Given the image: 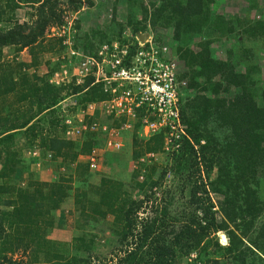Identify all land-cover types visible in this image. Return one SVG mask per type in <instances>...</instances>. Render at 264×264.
Segmentation results:
<instances>
[{
	"label": "trees",
	"instance_id": "trees-1",
	"mask_svg": "<svg viewBox=\"0 0 264 264\" xmlns=\"http://www.w3.org/2000/svg\"><path fill=\"white\" fill-rule=\"evenodd\" d=\"M60 1L0 0V62L8 56L4 49L14 57L27 50L30 59L29 63L18 62L14 69L0 68V102L7 96L14 99L8 110L0 108V264H17L8 256L26 251H30V264H91L93 238L86 241L77 236L70 249L48 238L54 226L51 215L71 191L83 221L81 230L90 220L112 218L120 255L114 264H180L192 256L191 264H264V220L256 225L264 203L252 192L243 191L251 185L258 187L264 177V88L256 81L253 66L235 68L230 52L220 59L215 48L219 40L212 38L217 35L228 41L237 28L248 38L264 37V22L257 20L244 28L239 19L228 20L212 12L214 0H157L147 4L142 0H112L111 19L105 29H92L82 37L74 35L72 49L80 55L73 56L69 65L87 58L100 63L98 51L103 46L111 60L114 42L117 51H128L123 63L130 65L139 52H149V45L138 46L139 34L167 29L172 31L171 40L163 42V37L156 36L151 43L167 48L163 60L181 71L179 81L187 83L186 91L198 94L182 106L179 123L184 134L172 138L170 144H166L171 132L167 127L147 138L142 136L143 120H155L144 108L137 110L130 130L122 128L124 118L107 116L92 132L96 115H85L86 130L74 140L65 138L66 126L57 110L60 104L75 98L70 109L81 115L87 106L107 101L111 93L104 82L96 83L94 76L81 85L72 78L69 83L55 85L53 74L61 71L50 67L49 62H45V75L29 73L40 67L45 54L59 55L65 50L64 39L47 38L45 34L52 27L66 25V11ZM66 2L71 14L82 12L88 17L96 13L91 9L92 1ZM84 9L90 11L83 13ZM20 10L27 20L19 19ZM137 15L140 18L135 19ZM85 22L75 20L72 30L78 32ZM126 32L131 35L123 37ZM63 62L69 61L64 58ZM107 70L105 66L103 71ZM221 93L224 98L219 97ZM228 94L232 95L226 98ZM45 120L51 130L44 129ZM111 132L121 144L130 137L128 161L122 147L121 152L105 151ZM21 139L23 146L16 148ZM22 150L27 151V158L21 155ZM36 150L41 154L35 156ZM93 151L104 152L110 164L124 168L132 164L129 181L103 176L97 184L89 182L87 157ZM158 155H167L171 163L161 166L149 157ZM45 158L63 167L67 177L62 175L47 183L31 174L32 165L44 164ZM168 174L180 186L166 191L163 205L157 204L149 216L139 218L143 202L134 199L132 193L143 195L145 202L153 200L154 190L161 189ZM18 180L24 184L20 186ZM212 196L222 198V203L215 206ZM183 198L186 201H181ZM230 225L234 229L229 230ZM219 233H224L227 245L220 244Z\"/></svg>",
	"mask_w": 264,
	"mask_h": 264
},
{
	"label": "rangeland",
	"instance_id": "rangeland-1",
	"mask_svg": "<svg viewBox=\"0 0 264 264\" xmlns=\"http://www.w3.org/2000/svg\"><path fill=\"white\" fill-rule=\"evenodd\" d=\"M84 3L87 1H92L94 6L91 8L92 10H96V13L93 12V14L86 16H82V12L77 14H71L67 12L69 9H67L68 5L66 0H61L60 7L62 10L66 11V22L68 28H65L66 30H56V32L53 29H49L46 31V37L47 38H62L64 36V39L67 40L69 43V46L73 44V38L74 35L79 34L81 37L84 35L85 32H91V30H97V29H105V27L109 24V21L111 19V3L112 0H81ZM125 3V0H123ZM145 4L148 2H156L157 0H142ZM120 3V2H119ZM253 6V7H252ZM254 6L256 8L254 9ZM86 8V7H84ZM251 9V11L249 10ZM122 9V8H120ZM212 12L217 13L219 15H223L226 19L232 20V19H239L240 25L245 28V26H248L249 24L254 23L257 20H261L264 22V0H214V3L211 6ZM254 9V10H252ZM88 9H84L85 13ZM91 10V11H92ZM90 11V10H88ZM17 15L19 19L27 20V17L25 16L24 10H20L17 12ZM140 18L139 15L135 16V19ZM83 20L86 19V22L82 28L77 32L73 31L75 28H72L74 25H71L72 22L75 20ZM120 22L123 24L125 23V19H123L120 16L119 19ZM100 28H97V27ZM93 27V28H89ZM54 28V27H53ZM147 28H150L149 25H147ZM240 28H237L236 34L231 37L228 41H225V39H219L217 35H212L213 39H218L215 48L217 50L218 57L221 58H227L228 52H230L233 63L235 64V68H247L248 66L256 69V74H254L256 81L259 83V85L264 88V37H257L256 39L248 38V36L240 35ZM49 31V32H48ZM127 31H130V28L127 29ZM65 33V34H64ZM240 33V34H239ZM145 34L149 35V37L156 38V36H161L164 38L163 42H167L171 40L172 37V31L167 29H160L156 28L154 31L151 29L148 30ZM240 36H239V35ZM238 35V36H237ZM237 36V37H236ZM242 36V37H241ZM241 40V41H239ZM168 44V43H164ZM165 45V46H166ZM173 43L171 44V46ZM170 46V45H167ZM175 46V45H173ZM250 51L251 53H244ZM74 52L71 48L68 49L67 46H65V50L59 53H53V54H45L41 60L43 62L40 67L37 70L31 69L29 71L30 74H37L38 76L45 75L48 70L45 62H49L50 67L53 68H59L60 72H56L53 74V80L52 82L55 85H60L62 83H69L72 79L75 80L76 85H81L84 82L83 77L80 75V72H78V62L75 61V64H70L73 56H79V53H75L74 55H71V53ZM3 53L8 55L7 57H4L1 59L0 62V68H13L16 66L18 62H27L29 63V56L27 54V50L22 51L19 53L16 57H14L13 54H10L8 50H3ZM173 56H175L174 53H172ZM67 60L69 62L64 63L63 60ZM67 58V59H66ZM77 60V59H76ZM67 64V65H66ZM66 69H69L70 71H67ZM72 78V79H71ZM198 92L194 91H184L182 93V96L180 97V100H182V106H185L189 100H191ZM232 94H228L226 98L231 97ZM219 97H225V94L221 93ZM14 101L12 96H7L4 102H0V108L4 107L7 110L9 109L10 104ZM75 104V98H68L66 101L62 102L60 106L57 108L59 112V116L61 115V120H63V126H65V121L70 120L73 124V126L76 125L77 119H81L82 115L80 113H73L70 109L72 105ZM181 106V109H182ZM85 115L88 116H94L96 115V125L97 127L94 128L95 131L98 129L99 122H105L106 118L100 115L95 110V106L90 107ZM191 116V114H189ZM44 129L47 131V129L51 130L49 125L47 124V120L43 122ZM159 129V128H158ZM103 130V129H101ZM94 132V131H92ZM56 133L60 134V129H57ZM180 134V132H179ZM61 136V134H60ZM80 137H73L74 140H79ZM65 138L69 139L70 137H67L65 135ZM110 139L115 140L116 137L112 133L109 137ZM24 140L17 141V147L23 146ZM122 141V155L125 157L124 160L129 159L130 155V144L131 139L130 137L124 138ZM167 150L169 148H166ZM174 149V148H173ZM121 150V149H120ZM119 150V151H120ZM110 153L112 151H109ZM115 152V151H114ZM121 152V151H120ZM35 156L40 155L41 153L39 150L34 151ZM124 153V154H123ZM127 154V156L125 155ZM25 155L27 158L28 153L25 150H22V154ZM33 155V154H31ZM150 158H153L154 162L158 165L165 166L169 165L171 163V159L167 157V155H158V156H149ZM123 159V157H122ZM44 162L40 164H33L30 168L31 174H36L37 178L42 182L50 183L53 180L57 179L59 176L65 175V169L63 167H57L55 163L49 162L48 158H45L42 160ZM82 162H86L87 160L80 159ZM128 161V160H127ZM133 169V165H129V167H119L118 165L110 164L107 160H105L104 152H101L98 159L97 164L94 168L90 169V181L92 184H97L99 179L101 177H112L114 179L122 180L124 182H128L130 179V173ZM26 177V176H25ZM28 177V176H27ZM26 177V178H27ZM65 177H67L65 175ZM157 177V176H156ZM139 181L142 180V178L138 179ZM18 182H20L18 180ZM24 184V181L20 182V186ZM177 186H180V182L174 178L171 175H166L162 187L159 191H155L154 199L148 202L143 201L144 196L143 195H137L135 192L132 193V196L136 200H141L143 202L142 210L139 212V218H144L146 216H149L150 213H152V208L156 207L157 204L163 205V200L167 198L165 195L166 191L173 190L174 188H177ZM86 187V186H85ZM74 188V187H73ZM243 191L246 192H252L255 195V198L260 200L264 203V177L262 176L259 181V186L251 185L247 188H243ZM178 192V191H177ZM186 196V195H185ZM151 197V196H149ZM176 197H178L176 195ZM186 198H183L181 201H186ZM156 200V201H154ZM212 201L215 206H218L222 203V198L212 196ZM179 210V209H178ZM54 226L51 231V234L49 235V239H52L55 241L57 246L59 244H65L64 246L69 247V249L73 246H75L72 243L73 238L82 235L85 240H89L90 238L94 239V245L93 250L90 252V263L91 264H114L117 256L120 257L118 251H119V245L117 244L116 238L112 233V218L108 217L106 220H100L99 222H94L93 220L89 221L86 226L85 230H81L80 226L83 224L82 218L80 217L78 211L76 210V207L73 203V191H71V196L62 203L60 209L56 212H53L51 215ZM264 220V207L263 211L261 213V217L259 220L256 221L257 227L260 225L261 221ZM234 229L233 225L229 226V230ZM239 233V231H238ZM237 233V234H238ZM221 235H224V233H219L218 237L220 238ZM226 239V237H225ZM227 243V239L224 243H221V245H225ZM72 251V250H71ZM73 253V252H72ZM12 262H16L17 264H30V251L18 252L14 254L13 256H8ZM193 257V256H192ZM192 257L189 259H183L180 261V264H191Z\"/></svg>",
	"mask_w": 264,
	"mask_h": 264
},
{
	"label": "built area",
	"instance_id": "built-area-1",
	"mask_svg": "<svg viewBox=\"0 0 264 264\" xmlns=\"http://www.w3.org/2000/svg\"><path fill=\"white\" fill-rule=\"evenodd\" d=\"M148 45L149 52H139L130 65L123 63L126 52H121L123 55L120 58L113 55L111 60H108L105 54L107 47L103 46L98 54L101 62L97 63L92 58L82 60L78 64V72L84 80L89 76H95L96 81H102L109 87L111 96L99 108L103 115L124 118L122 128L130 130L137 118V110L144 108L145 112L155 120L152 122L148 118L143 120L142 136L147 138L167 127L171 132L168 134L166 143L170 144L172 138L178 139L177 131L183 133L179 123L180 97L186 87V82L178 80L174 63H167L163 60L167 54L166 47L154 46L150 41ZM116 46L114 45L113 48L116 49ZM140 47H143V44H140ZM71 55H74V52ZM105 66L108 68L106 72L103 71ZM64 123L67 137H79L81 131L86 130L83 117L77 119L75 126L70 120ZM96 127V123L92 124L91 131H95ZM103 130H105L104 127ZM121 146L120 142L109 138L105 151H118ZM99 155L100 152L93 151L87 157L90 169L96 166Z\"/></svg>",
	"mask_w": 264,
	"mask_h": 264
},
{
	"label": "clouds",
	"instance_id": "clouds-1",
	"mask_svg": "<svg viewBox=\"0 0 264 264\" xmlns=\"http://www.w3.org/2000/svg\"><path fill=\"white\" fill-rule=\"evenodd\" d=\"M66 22V21H65ZM74 22V21H73ZM73 22H72V24L71 25H73ZM65 28H68V26H67V22H66V25L65 26H62V27H52L51 29H53L55 32H56V30H66ZM49 32V31H48ZM129 33H131L130 31H128ZM128 32H126L124 35H123V37H125V36H130L131 34H129ZM65 34V33H64ZM140 36L139 37H137V41H138V46H140V44H143V46L144 45H148V41H152V39L149 37V35H147V34H139ZM147 36L146 37V39H145V41L144 42H141L140 40H139V38L141 37V36ZM50 38H52V37H50ZM62 39H64V36L62 37ZM69 42L67 41V40H65L64 39V41H63V45L64 46H67L68 47V49L70 50L71 48H72V44H71V46H69V44H68ZM112 45H113V47H114V45H117L115 42L114 43H112ZM117 47V46H116ZM99 52V51H98ZM115 53H114V55H115V57H117V58H120L121 57V55H123V54H121V52H126V57L128 56V51L126 50V49H122V50H119V51H117L116 49H115V51H114ZM99 54V53H98ZM99 57V56H98ZM175 65V64H174ZM175 67H176V70H177V73H178V80H179V74H180V70L177 68V66L175 65ZM94 78L96 79V77L94 76ZM97 82H99V81H96V83ZM186 86H187V83H186ZM106 88H109L108 86H106ZM185 89H186V87H185ZM184 89V91H186ZM183 91V92H184ZM182 92V93H183ZM102 104V103H101ZM101 104H91V105H89V106H87V108H86V111H85V114H86V112L88 111V109H89V107H94L95 106V110H96V112H98L100 115H102L103 117H105V118H107V116H105V115H103L102 113H101V111H100V107H101ZM181 106H182V100H180V112H181ZM85 114L84 115H82V117H84L85 116ZM86 116H88V115H86ZM109 117H111V118H114V117H112V116H109ZM114 119H122V118H114ZM124 123V122H123ZM122 123V124H123ZM122 124H121V126H122ZM181 129H182V132L183 133H181L180 131H177L176 133L178 134V138H179V136L180 135H183L184 134V131H183V128H182V126H181ZM171 131V130H170ZM179 132H180V134H179ZM168 138V137H167ZM167 144V143H166ZM83 159V158H82ZM90 169V168H89ZM225 236V235H224ZM225 245H227V243L225 244Z\"/></svg>",
	"mask_w": 264,
	"mask_h": 264
},
{
	"label": "water",
	"instance_id": "water-1",
	"mask_svg": "<svg viewBox=\"0 0 264 264\" xmlns=\"http://www.w3.org/2000/svg\"><path fill=\"white\" fill-rule=\"evenodd\" d=\"M146 37L147 36H141L140 38H139V40L141 41V42H144L145 41V39H146ZM220 240H221V243H224L225 241H226V239H225V236L224 235H221L220 236Z\"/></svg>",
	"mask_w": 264,
	"mask_h": 264
}]
</instances>
